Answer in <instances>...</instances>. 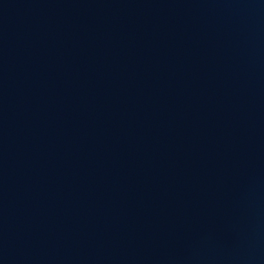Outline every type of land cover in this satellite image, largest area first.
<instances>
[{
    "label": "water",
    "instance_id": "obj_1",
    "mask_svg": "<svg viewBox=\"0 0 264 264\" xmlns=\"http://www.w3.org/2000/svg\"><path fill=\"white\" fill-rule=\"evenodd\" d=\"M0 264H264V0H0Z\"/></svg>",
    "mask_w": 264,
    "mask_h": 264
}]
</instances>
